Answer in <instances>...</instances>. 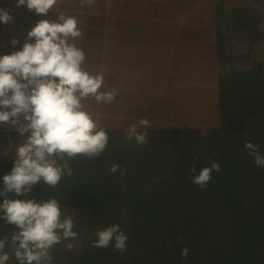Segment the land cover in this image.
I'll return each mask as SVG.
<instances>
[{
  "label": "trees",
  "instance_id": "16d2710c",
  "mask_svg": "<svg viewBox=\"0 0 264 264\" xmlns=\"http://www.w3.org/2000/svg\"><path fill=\"white\" fill-rule=\"evenodd\" d=\"M171 1L159 0L157 4L172 9L178 0ZM248 2L215 0L210 7L222 19L219 38L227 56L220 61L223 69L219 73L222 78L230 79V88L225 93L232 95L233 102L230 108L218 109L216 117L209 118L210 123H217L215 144L209 145V155L211 152L214 155L201 168L216 161L231 174L224 203L216 200L213 189L194 191L197 185L181 169L188 162L186 157L181 159L178 170L181 177L186 175L188 185L184 186L190 192L179 200L170 191L171 183L159 173L160 161L168 155L169 148L158 145L156 139H147L146 144L134 151L143 149L146 157L157 164L145 165L143 171L136 172L130 163L133 156L126 151L130 140L126 137L121 140L117 131H108L105 151L96 158L81 155L68 161L73 175H65L55 188L40 181L26 196L7 194L12 199L38 201L54 197L60 201L63 215L74 217L76 228L73 230L79 236L64 240L60 247L68 243L75 247L65 250L56 245L51 252L54 260L61 255L67 264H264V168L254 164V156L245 148V143L250 141L264 155V0L255 9L244 8ZM70 10L74 11L73 7ZM251 35L255 36L253 43L249 39ZM205 115L201 112L196 120ZM150 141L153 145H148ZM18 142L13 135L0 133V189L4 187L3 176L13 168L12 158ZM235 142H240V148L234 146ZM233 149L236 160H226ZM107 154H116L121 160V169L126 170L123 176L120 170L115 176L111 167L98 161L97 158ZM224 169L214 171L215 177H220ZM150 176H159L160 184L155 185ZM253 186L263 188L258 193ZM158 190L162 192L160 196L155 194ZM4 198L0 196V203ZM158 210L177 221L175 231L180 233L177 237L175 232L169 233L170 225L166 226L164 221L160 227L148 224ZM129 212L133 214L130 220L127 219ZM112 224H119L126 234V251L120 252L111 244L107 248H93L94 233ZM14 228L0 219V236ZM81 238H84L83 247L79 248ZM184 247L189 249L186 259L180 255Z\"/></svg>",
  "mask_w": 264,
  "mask_h": 264
},
{
  "label": "rangeland",
  "instance_id": "374dc122",
  "mask_svg": "<svg viewBox=\"0 0 264 264\" xmlns=\"http://www.w3.org/2000/svg\"><path fill=\"white\" fill-rule=\"evenodd\" d=\"M158 1L122 0V3H130L129 6L137 12L130 13L124 10L120 0H96L94 6L83 7L81 0H58L47 15H38L34 11L30 12L26 6L16 7V0H0V8H4L14 18L12 23H0V55L20 50L27 33L38 21H52L62 11L76 17L83 33L75 41L86 55L83 67L92 73L102 72L108 88L117 91L112 103L98 104L91 99L84 102L85 108L93 114L100 127L111 133L117 131V137L121 140L126 137L124 135L130 125L147 119L149 126L146 129L141 127L139 131H147L146 139H156L158 145L169 148L168 155L160 161L159 173L171 183V193L180 200L181 196L185 197L190 192L184 186L188 185L186 175L181 177L179 174L181 159L188 158L186 165L181 167L187 173L193 165L199 172L205 160L212 159L214 153L209 155V145L215 144L213 138L217 123H210L209 118L213 115L216 117L218 109L230 108L233 100L232 95L225 93L230 88V79L222 78L219 73L223 69L220 61L227 54L219 38L221 34L218 29L222 19H218L214 9L210 8L215 0H178L172 9L168 6V15L159 13L158 8L161 10L165 6L157 4ZM248 1L244 8L260 7L261 0ZM70 6L74 11L70 10ZM148 8L151 11L145 10ZM120 14L137 20L133 25L138 34L147 30L149 17L153 18L154 33L143 37L144 42L154 48L151 54L121 52L128 49L122 47V39H131L124 35L125 22L121 21ZM13 37L19 41L15 46L11 44ZM249 39L253 43L255 36L251 35ZM145 49L147 51L148 48ZM201 112L207 115L196 120ZM0 133L4 136L13 135L18 143L24 140V137L3 123H0ZM129 142L126 151L133 156L130 163L136 172L143 171L145 165L155 163L146 157L143 149L134 151L143 144H137L134 139ZM148 145H153V142H148ZM234 146L240 148V142H235ZM97 159L108 167L122 163L116 154ZM225 159L235 161V150L228 152ZM220 169H224V166L220 165ZM221 172L220 177H215V172H212L209 182H214V185L208 182L204 191L213 189L216 200L224 203L231 174L225 169ZM158 177L150 176V180L158 185ZM253 188L260 193L263 187ZM196 189L200 187L196 186L194 191H198ZM155 194L160 196L162 192L158 190ZM127 215L129 220L133 217L131 212ZM163 221L167 223L166 226L170 225V234L175 232L176 237L180 234L175 231L178 229L177 221L169 219L162 210L149 218L148 224L160 227ZM83 239L78 242L79 248L83 247ZM58 245L60 247L61 243ZM60 248L68 250L66 246ZM55 254L59 255V248ZM61 258L59 255L53 264L68 263ZM8 264H16L15 259H10Z\"/></svg>",
  "mask_w": 264,
  "mask_h": 264
},
{
  "label": "clouds",
  "instance_id": "9594fccd",
  "mask_svg": "<svg viewBox=\"0 0 264 264\" xmlns=\"http://www.w3.org/2000/svg\"><path fill=\"white\" fill-rule=\"evenodd\" d=\"M57 3L58 0H16V7L26 6L30 12L47 15ZM95 3L96 0H81V7ZM13 21V16L0 8V23ZM78 24L76 17L62 11L52 21H38L20 50L0 55V123L25 137L22 143H15L13 168L3 176L4 187L0 189V196L5 197L0 203V219L15 226L0 236V264H8L13 258L16 264H53L51 252L55 246L79 236L73 230L74 217L63 215L56 198L38 201L7 195L26 196L40 181L55 188L65 175H73L68 161L81 155L88 159L99 157L109 143L107 131L99 126L84 102L94 99L98 104H110L117 91L108 88L102 72L92 73L83 67L86 55L75 43L83 35ZM18 43L13 37L11 44ZM148 126L147 119L130 125L126 139L146 144L147 131L139 128ZM245 148L254 156V164L264 168L259 146L249 141ZM118 170L121 176L125 174L118 164L110 169L113 173ZM213 171H220L216 161H210V166L201 168L198 174L195 165L188 170L191 182L201 189L207 187ZM126 241L119 224H112L94 233L92 247L107 248L111 244L124 252ZM73 247L66 244L68 250ZM188 254L187 247L180 252L184 259Z\"/></svg>",
  "mask_w": 264,
  "mask_h": 264
},
{
  "label": "crops",
  "instance_id": "0c3cea01",
  "mask_svg": "<svg viewBox=\"0 0 264 264\" xmlns=\"http://www.w3.org/2000/svg\"><path fill=\"white\" fill-rule=\"evenodd\" d=\"M120 3H122V0H120ZM145 3H147V1H145ZM129 5H131L130 3H122V7L124 8V10L126 12H136L132 7H130ZM145 10H149L151 11V9H145ZM159 13H163L168 15V9L167 8H162L160 10V8H158ZM137 13V12H136ZM128 15L126 14H120V19L121 21L125 22V36L130 37L131 40H124L122 39V47H128L127 50H122L121 52L123 54H127V53H142V52H146L147 54H151L152 50L154 49L152 47V45L148 42H144L143 37L145 35L147 36H151L154 33V23H153V18L149 17V23H148V28L147 30L143 31L142 34H138L135 30H134V25L133 23H136L137 20L136 19H129L127 17ZM150 16V15H149ZM130 22V25H129ZM148 48L147 51L145 48ZM138 69V68H137Z\"/></svg>",
  "mask_w": 264,
  "mask_h": 264
}]
</instances>
